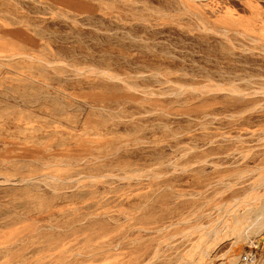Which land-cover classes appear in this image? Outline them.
<instances>
[{
  "label": "rangeland",
  "instance_id": "obj_1",
  "mask_svg": "<svg viewBox=\"0 0 264 264\" xmlns=\"http://www.w3.org/2000/svg\"><path fill=\"white\" fill-rule=\"evenodd\" d=\"M263 208L264 0H0V264H264Z\"/></svg>",
  "mask_w": 264,
  "mask_h": 264
},
{
  "label": "bare ground",
  "instance_id": "obj_2",
  "mask_svg": "<svg viewBox=\"0 0 264 264\" xmlns=\"http://www.w3.org/2000/svg\"><path fill=\"white\" fill-rule=\"evenodd\" d=\"M10 54V53H9ZM9 59V58H8ZM127 88V87H126ZM234 90H235V88H234ZM236 90H237V88H236ZM80 161V160H79ZM41 163V162H40ZM79 163V162H78ZM28 178V177H27ZM58 178V177H57ZM7 179V178H6ZM23 179V178H22ZM19 180V179H18ZM24 180V179H23ZM16 182H17V180H16ZM41 182V181H40ZM43 182V181H42ZM13 184V183H12ZM33 186V185H32ZM60 188V187H59ZM254 196V195H253ZM230 209V208H229ZM264 209V208H263ZM244 210V209H243ZM232 211V210H231ZM224 212V211H223ZM238 212H239V210H238ZM248 213V212H247ZM235 214V213H234ZM262 214V213H261ZM230 215V214H229ZM233 215V214H232ZM94 217V216H93ZM219 217V216H218ZM224 217H225V214H224ZM236 217H237V215H236ZM263 217V216H262ZM229 218H231V217H229ZM238 218V217H237ZM236 218V219H237ZM246 218V217H245ZM248 218V217H247ZM249 218H250V215H249ZM218 219V218H217ZM235 219V218H234ZM238 219H240V218H238ZM260 219V218H259ZM258 219V220H259ZM244 221H246L245 219H243ZM252 220V219H251ZM263 220V219H262ZM215 221H217V220H215ZM231 221V220H230ZM233 221V220H232ZM256 221H257V219H256ZM234 222V221H233ZM253 222V221H252ZM218 223V222H217ZM237 223H238V221H237ZM237 223L235 224V225H237ZM256 223V222H255ZM220 224V223H219ZM223 224V223H222ZM225 224V223H224ZM223 224V225H224ZM262 224V223H261ZM223 225H222V227H223ZM221 226V225H220ZM228 226V225H227ZM248 226V225H247ZM253 226V225H252ZM252 226H250V229H251V227ZM261 226V225H260ZM226 227V226H225ZM224 227V228H225ZM242 227V226H241ZM235 228V227H234ZM237 228V227H236ZM239 228V227H238ZM261 228V227H260ZM229 231H230V229L229 228H227ZM257 229V228H256ZM222 230H224V229H222ZM253 230V229H252ZM258 230V229H257ZM216 231H217V229H216ZM220 231V230H219ZM227 231V230H226ZM235 231V230H234ZM255 231V230H254ZM259 231V230H258ZM210 232V231H209ZM223 232V231H222ZM228 232V231H227ZM231 232V231H230ZM236 232H237V230H236ZM245 232V231H244ZM206 233V232H205ZM220 233H221V231H220ZM241 233H242V231H241ZM254 233V232H253ZM257 233V232H256ZM208 234L209 233H207V235H205V234H202L201 235V243L200 244H198V245H194L193 246V248H192V250H191V252H192V257L193 256H196L197 257V259L196 260H193L192 261V263L194 262V264H210V263H212V261L210 260V259H207V257H208V255H207V253H206V248H210V246H212V245H214V242H213V239H211V236H213L214 234H212L211 236H208ZM211 234V233H210ZM231 234V233H230ZM234 234V233H233ZM236 234V233H235ZM234 234V235H235ZM251 234V233H250ZM216 235V234H215ZM239 235V234H238ZM255 235V234H254ZM219 236H221V235H219ZM264 236V235H263ZM213 237H217V236H213ZM212 237V238H213ZM234 238H235V236H233ZM243 237V236H242ZM258 237V236H257ZM218 238H220V237H218ZM243 238H245V237H243ZM243 238H242V241H243ZM248 238V237H247ZM165 239V238H164ZM216 239V238H215ZM228 239V238H227ZM246 239V238H245ZM260 240V239H259ZM261 240H262V238H261ZM261 240H260V242H261ZM214 241H217V239L216 240H214ZM245 242V241H244ZM234 243V242H233ZM239 243V242H238ZM241 243V242H240ZM258 243H259V241H258ZM218 244V243H217ZM237 244V243H236ZM235 244V245H236ZM238 245V244H237ZM250 245V244H249ZM260 245V244H259ZM252 247V246H251ZM255 247V246H254ZM263 247V246H262ZM231 248H232V244H231ZM234 248V247H233ZM259 248V247H258ZM235 250H236V248L233 250L234 252H235ZM262 250V249H261ZM231 251H232V249H231ZM259 251V250H258ZM155 252V251H154ZM223 254V253H222ZM235 254H236V252H235ZM224 256H225V254H223ZM226 257V256H225ZM220 258V257H219ZM227 258V257H226ZM234 258V257H233ZM190 259H191V257H190ZM223 259V258H222ZM220 260L221 262L222 261H225V260ZM229 259H231V258H229ZM234 260V259H233ZM188 261L189 260H187L186 262H184L185 264H188ZM191 261V260H190ZM190 261H189V263H190ZM227 261V260H226ZM229 262V261H228ZM227 262V263H228ZM183 263V264H184ZM192 263H190V264H192ZM229 263H231V262H229ZM233 263V262H232ZM182 264V263H181ZM220 264V263H219Z\"/></svg>",
  "mask_w": 264,
  "mask_h": 264
}]
</instances>
